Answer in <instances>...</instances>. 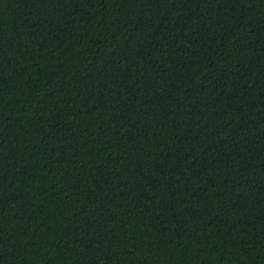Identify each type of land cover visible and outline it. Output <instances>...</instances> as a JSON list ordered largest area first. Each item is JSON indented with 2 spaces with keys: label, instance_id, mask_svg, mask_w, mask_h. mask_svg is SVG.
Instances as JSON below:
<instances>
[{
  "label": "trees",
  "instance_id": "1",
  "mask_svg": "<svg viewBox=\"0 0 264 264\" xmlns=\"http://www.w3.org/2000/svg\"><path fill=\"white\" fill-rule=\"evenodd\" d=\"M0 264H264V0H0Z\"/></svg>",
  "mask_w": 264,
  "mask_h": 264
}]
</instances>
